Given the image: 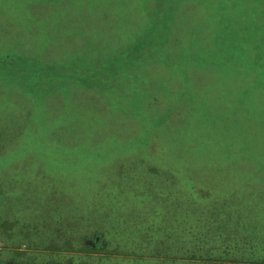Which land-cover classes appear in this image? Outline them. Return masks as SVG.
I'll use <instances>...</instances> for the list:
<instances>
[{
    "label": "rangeland",
    "instance_id": "374dc122",
    "mask_svg": "<svg viewBox=\"0 0 264 264\" xmlns=\"http://www.w3.org/2000/svg\"><path fill=\"white\" fill-rule=\"evenodd\" d=\"M106 2L0 0V59L30 60L45 84L0 68V264H264V204L244 228L227 230L229 242L201 244L202 207L214 200L191 190L201 183L221 202L246 188L230 187L236 177L260 176L264 155L248 144L255 133L238 124L257 115L264 125V85L249 88L248 72L234 66L240 81L225 77L231 91L238 85L230 100V91L219 96L202 83L201 69L178 76L184 58L168 46L202 51L203 24L185 13L186 1L161 10L155 0ZM247 48L259 54L257 43ZM49 70L72 85H51ZM193 94L196 104H186ZM190 236L192 252L182 245Z\"/></svg>",
    "mask_w": 264,
    "mask_h": 264
},
{
    "label": "trees",
    "instance_id": "16d2710c",
    "mask_svg": "<svg viewBox=\"0 0 264 264\" xmlns=\"http://www.w3.org/2000/svg\"><path fill=\"white\" fill-rule=\"evenodd\" d=\"M78 1L79 0L77 1L73 0V2L75 3H78ZM100 1L101 0H89V4L96 5ZM167 1H177V0H157V5L155 0L154 8H159L161 10ZM184 1H186V3L188 4L187 8L189 7V9H187L185 13L189 12L193 19L196 18V16H198V18H200L202 21L203 32L202 34H200L202 36L199 43V46L202 48V51L198 48L195 49L193 47L192 51L189 50L184 52L180 49L181 42L179 43L180 45L177 44L172 47L168 46L166 50L172 49V50H176V52L177 51L182 52L180 56L181 58L184 59L182 60L181 63H178V65L176 66L177 70L180 72V75L178 76L183 77V75L185 76V73L189 75V73L191 72L199 76L198 73L199 70L201 69L200 72H202L201 75L202 83H204L206 80L209 81V83H207L205 86H207L208 88L215 87L214 89H216L219 92V96L220 95L226 96V94L230 91V93H232V97L229 99L233 100L238 97V92H237L238 85H236V90L231 91L230 82L228 80L225 81V77L231 80L230 77L227 75L229 73L231 77H233L235 80L239 82L240 81L239 74L238 71H236V69L234 68V66H238L240 64L246 70V73L248 72V80L247 79L246 80L249 88L258 89L260 88V86H263L264 85V75H263L264 74V0H181L182 3ZM106 3L108 6L110 4H119L120 0H107ZM104 5L102 6L104 7ZM190 6H193L192 8L193 11H190ZM110 7L111 6H109V9H111ZM161 14L165 17L164 21H168V16H166L163 13ZM159 20L160 17L158 15V18L153 19V21L150 22V24L153 25L154 22H158ZM148 21L149 18L147 12V22ZM193 22H195V20ZM257 28H259L258 31H260V33L257 35H253V30H256ZM191 35L194 36V33H192ZM252 36H258V39ZM251 41L253 43H257L260 46L259 54L257 56L250 54V51L247 48L248 44H250ZM163 47L166 48L167 46H163ZM12 58L15 59V62L19 64V66L27 67V70L19 71V69L14 68L11 71L10 70L11 68H9L8 61L9 59ZM167 58H173V57H167ZM24 60L25 58H22L20 55L14 56L13 54H8L0 59V68L6 69V67H8V69H6L5 71L9 70L10 72L8 73L11 74L20 75V74L31 73L34 75V78L32 79L33 81H31V84L29 85L44 86L45 85L44 83H40L42 80L44 81V76L40 77L39 74V72H44L43 68L31 65L29 62L30 60H26V61ZM123 60H125V57H119L120 63H122ZM112 65H114L113 62L108 63L107 65L101 66V69H103V71L108 70L109 72L111 71L110 68L112 67ZM171 66H173L172 63L169 64V69L171 68ZM49 71L51 72L50 74L53 75L52 76L53 79H51L50 82L51 85L53 83H56V81L63 82L64 84L66 83L68 85H72L71 80L68 79L72 77H63V75L57 73L55 70H49ZM217 71L219 72L221 71L224 73L226 72L225 73L226 76H224V78L219 77ZM75 77L77 78L74 79L84 82L83 79H80L82 77L80 76H75ZM173 77L176 78L175 75H173ZM169 78L170 76L165 77V79H169ZM170 81L172 82V80ZM181 83L184 84L183 80ZM222 84L224 86L226 85L227 88H224V86L222 87ZM231 86H232V82H231ZM27 87L28 89H30L29 86ZM46 87H48V84ZM58 87L60 88L61 86ZM65 88L68 87L66 86ZM105 88H109V87H105ZM50 89L53 90L52 88ZM51 90H48L47 92ZM259 99H260V105H264V100L262 99V97ZM227 100L228 99L226 97L223 100L219 99V97L217 98L218 102L219 101L229 102ZM197 101H198V97L196 96V94H193L186 101V104L195 105ZM237 103L239 105H244V103H240L239 101H237ZM41 105L44 104L42 103ZM166 117L167 115L164 116V118ZM260 118L261 117L257 115H248L247 118H245L242 115L240 117L238 124V128L241 129L242 133H247V132L251 133L250 131H253V133H255L253 134V137L252 136L250 137V142L248 144L250 150L253 151L254 153H258L259 157L260 154L264 155V143L261 142L262 138L264 137V135H262L261 128L264 125L262 124ZM253 160L256 163L258 162V158H253ZM241 162L245 164L243 160H241ZM260 169L261 170L259 177H253V176H250L249 178L236 177L234 179L235 184L230 185V187H238L239 185H244L246 186V188L243 187L238 195L227 196V198L221 202H216L217 200L220 201V198L214 197L215 192L213 189H210L208 187L205 188L203 191H201L202 187L198 188V186L201 183H195L194 185H192L191 190L194 193L193 195L197 197L196 199L214 200L205 203L204 206L202 207L203 208L202 214L203 216H205V220H203L199 226L200 228L203 229L206 228L208 234H213V233L216 234L208 235L207 233L199 232L198 237L201 240V244H205L206 242L205 238L211 239L210 244L217 240L226 243L229 242L230 239L226 236L227 232L232 230L233 227H240V225L242 226V228H244L246 226L245 223L246 214L250 210L253 214L256 210L259 212L263 211L262 208L264 206L261 209H259L260 207H257L261 204H264L263 166H261ZM255 171H253V173ZM259 186H260V190H257L256 188ZM254 191L258 195L253 194ZM195 205L197 204L194 202L191 203L192 208ZM196 209L197 208L194 209V212ZM198 209H201V207H198ZM193 216L194 215L192 213H187L188 218H192ZM233 216L234 217L236 216L237 224L231 225L230 227V221ZM142 220H144V218ZM149 223L150 220H147V223L145 224L147 228L149 227ZM185 240L186 242L183 241L184 243L182 245L187 244L189 246V250H190L189 252H192L193 246H196L195 245L196 239H193L190 236L188 239ZM241 243L243 242L237 244L241 246L242 245ZM207 263L224 264V263H215L210 261H208ZM80 264L82 263L80 262Z\"/></svg>",
    "mask_w": 264,
    "mask_h": 264
}]
</instances>
